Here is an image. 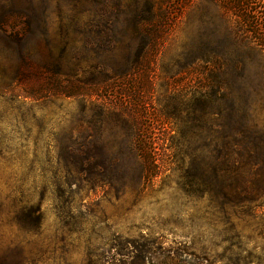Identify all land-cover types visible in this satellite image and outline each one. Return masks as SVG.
<instances>
[{
  "label": "rangeland",
  "instance_id": "obj_1",
  "mask_svg": "<svg viewBox=\"0 0 264 264\" xmlns=\"http://www.w3.org/2000/svg\"><path fill=\"white\" fill-rule=\"evenodd\" d=\"M248 7L0 0V264H264V189L222 173V122L264 129Z\"/></svg>",
  "mask_w": 264,
  "mask_h": 264
},
{
  "label": "trees",
  "instance_id": "obj_2",
  "mask_svg": "<svg viewBox=\"0 0 264 264\" xmlns=\"http://www.w3.org/2000/svg\"><path fill=\"white\" fill-rule=\"evenodd\" d=\"M243 8L248 7V13H253V17H244L242 21L246 29L243 34L250 36L251 40L258 48V52L264 51V28L258 23V14L264 17V0H241ZM244 2H246L244 4ZM154 4V2H152ZM250 5H253L250 6ZM247 11V9H245ZM256 15V16H255ZM243 17V15H242ZM1 35L8 43L16 45L22 42L21 33L8 32L1 29ZM21 34V35H20ZM261 86L264 90V75L261 78ZM224 98L226 96L224 95ZM225 148H229L231 154L225 153L223 160V175L228 178L226 170L233 172L236 182H238L237 192L235 196L240 201L251 200L253 196L260 190L264 189V129L250 126L247 122H234L232 119L229 122H222L221 125ZM138 154H142L146 160L144 169L153 176L152 168L159 171L160 166L154 164L152 155H155L154 149L148 148L146 141H138L136 144ZM192 183H197V177H192ZM225 184L227 182H224Z\"/></svg>",
  "mask_w": 264,
  "mask_h": 264
}]
</instances>
